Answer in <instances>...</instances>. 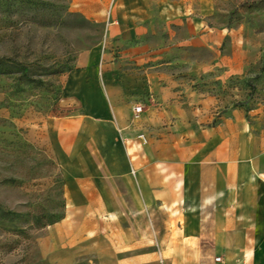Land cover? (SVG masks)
Instances as JSON below:
<instances>
[{"label":"crops","instance_id":"0c3cea01","mask_svg":"<svg viewBox=\"0 0 264 264\" xmlns=\"http://www.w3.org/2000/svg\"><path fill=\"white\" fill-rule=\"evenodd\" d=\"M213 11L113 0L104 41L76 55L44 118L64 196L48 264H264V109L251 121L202 87L245 67Z\"/></svg>","mask_w":264,"mask_h":264},{"label":"rangeland","instance_id":"374dc122","mask_svg":"<svg viewBox=\"0 0 264 264\" xmlns=\"http://www.w3.org/2000/svg\"><path fill=\"white\" fill-rule=\"evenodd\" d=\"M112 3L0 0V264L49 263L39 241L62 217L64 196L59 161L44 141L49 128L44 118L60 102L76 55L104 41ZM212 23L234 29L237 41L228 38L222 48L237 47L245 67L225 82L206 74L202 87L225 106L243 102L264 109V73L250 98L244 83L260 74L264 59V0H214ZM20 64L34 81L20 75ZM254 114L250 109L248 119Z\"/></svg>","mask_w":264,"mask_h":264},{"label":"trees","instance_id":"16d2710c","mask_svg":"<svg viewBox=\"0 0 264 264\" xmlns=\"http://www.w3.org/2000/svg\"><path fill=\"white\" fill-rule=\"evenodd\" d=\"M1 62V60H0ZM261 66L259 68V71H260V74H256L255 76H253L252 78L250 79H247V80H244V83L246 85H248V88H249V93H248V96L249 98L253 96V94L255 93V91L257 90V84H256V81L257 79H259L261 73H264V59L261 60ZM19 72H20V75L25 78L26 80L28 81H34L33 78L29 75L28 73V68L27 66L23 65V64H20L19 65ZM233 106H238V107H241L244 109V111L247 113L250 109H253L254 107L253 106H249V105H244L243 102H236V104L234 103ZM63 217V215H62ZM60 217V218H62ZM59 218V219H60ZM59 219L57 220H54L53 222L55 221H58ZM52 222V223H53Z\"/></svg>","mask_w":264,"mask_h":264},{"label":"built area","instance_id":"2783aa9c","mask_svg":"<svg viewBox=\"0 0 264 264\" xmlns=\"http://www.w3.org/2000/svg\"><path fill=\"white\" fill-rule=\"evenodd\" d=\"M144 102L143 101H137L134 105H133V114L134 116H137L138 114H140L142 112V110L144 109ZM216 260L219 259V257L215 258Z\"/></svg>","mask_w":264,"mask_h":264}]
</instances>
